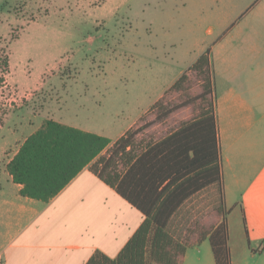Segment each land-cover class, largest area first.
<instances>
[{"label":"rangeland","instance_id":"1","mask_svg":"<svg viewBox=\"0 0 264 264\" xmlns=\"http://www.w3.org/2000/svg\"><path fill=\"white\" fill-rule=\"evenodd\" d=\"M80 1L0 0V126L23 109L63 115L66 122L115 138L146 110L137 122L143 129L138 138L157 139L198 112L195 100L154 121L151 105L160 97L177 103L201 93V80L189 68L201 54L209 51L213 92L223 93L228 77L243 76L234 56L237 42L228 37L233 20L223 13L205 17L180 0H92L83 13ZM183 72L186 91L169 90ZM21 139L12 141L13 150ZM218 205V187L207 186L180 206L169 228L178 238L212 230L221 222ZM225 206L235 248L241 217L238 209L229 211L230 195ZM210 246L208 238L187 250L206 253Z\"/></svg>","mask_w":264,"mask_h":264},{"label":"crops","instance_id":"2","mask_svg":"<svg viewBox=\"0 0 264 264\" xmlns=\"http://www.w3.org/2000/svg\"><path fill=\"white\" fill-rule=\"evenodd\" d=\"M180 1L185 9L195 5V11L205 17L223 13L226 20H233L228 37L237 42L234 56L243 76L234 81L228 77L226 90L213 92L224 202L230 195L229 211L238 209L241 217L238 245L233 248L225 206L227 247L230 264H264V0ZM80 3L79 10L85 13L84 6H91L92 0ZM145 111L109 139L113 142L138 127ZM63 117L21 109L20 114L7 117L6 127L0 126L4 132L0 138V264H85L96 251L114 258L143 222V214L88 166L48 202L19 193L21 185L12 181L7 163L44 119L96 133ZM18 139L21 142L13 150L12 141ZM210 249L206 253L187 250L181 264H216Z\"/></svg>","mask_w":264,"mask_h":264},{"label":"trees","instance_id":"3","mask_svg":"<svg viewBox=\"0 0 264 264\" xmlns=\"http://www.w3.org/2000/svg\"><path fill=\"white\" fill-rule=\"evenodd\" d=\"M189 68L201 80V93L177 103L160 97L151 108L154 121L195 100L200 101L198 112L164 136L138 138L143 129L137 127L112 142L104 135L47 118L7 163L12 181L21 185L22 196L48 202L88 166L143 214V222L116 257L96 251L85 264H181L189 247L208 238L216 264H230L209 51ZM187 83L183 72L169 90L184 91ZM212 185L219 190L216 212L221 222L212 230L203 228L195 237H176L169 225L177 210L192 195Z\"/></svg>","mask_w":264,"mask_h":264}]
</instances>
